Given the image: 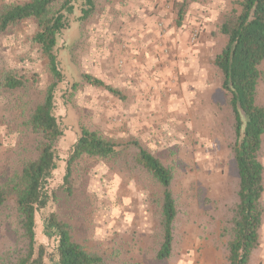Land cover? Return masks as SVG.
<instances>
[{
  "label": "rangeland",
  "instance_id": "rangeland-1",
  "mask_svg": "<svg viewBox=\"0 0 264 264\" xmlns=\"http://www.w3.org/2000/svg\"><path fill=\"white\" fill-rule=\"evenodd\" d=\"M24 1L29 0H0V4ZM122 1L92 0L89 9L86 0H71L72 11H63L66 26L55 46L61 79L54 90V113L62 135L55 143L60 159L49 187L56 189L63 183L65 159L82 127L121 145L136 141L172 171L177 216L171 255L156 258L162 240V189L133 161L131 153L137 149L131 145L125 156L82 158L75 164L70 188L58 190L59 199L36 213V238L52 247L54 241L43 236L42 221L47 212L55 210L69 223L75 240L103 257L101 264H226L225 239L220 235L231 216L238 182L232 150L235 120L214 58L226 44L219 23L240 9L241 0H201L180 15L181 0H164L168 16L167 21L158 19L155 24L153 70L145 90L147 107L136 109L127 96H116L81 77L88 73L116 88L123 80L124 61L116 50ZM173 25L189 27L184 50L197 44L201 49L204 42H210L208 53L196 52L204 65L200 69L209 79L190 81L186 69L192 61L186 60L188 66H181L182 70L167 65L166 30ZM35 30V21L28 19L0 34V69H15L26 77L23 92L0 90V179L19 171L32 156L31 139L19 131L53 80L48 60L32 44ZM178 54L187 58V53ZM256 98L264 107V81L258 84ZM259 156L264 167V135ZM20 242L14 229L0 231V264L8 259V246L15 244L17 249ZM261 244L264 213L260 244L249 264H264ZM45 264H50L47 259Z\"/></svg>",
  "mask_w": 264,
  "mask_h": 264
},
{
  "label": "trees",
  "instance_id": "trees-1",
  "mask_svg": "<svg viewBox=\"0 0 264 264\" xmlns=\"http://www.w3.org/2000/svg\"><path fill=\"white\" fill-rule=\"evenodd\" d=\"M199 1L181 0L179 15L191 3ZM70 2L29 0L0 4V34L21 21H35L32 44L48 60L53 77L43 100L30 109L24 130L19 131L20 135L31 139L29 149L32 156L25 159L19 171L0 179V231L14 229L22 240L17 249L15 244L8 246V259L2 264H45V259L50 264H101L103 257L75 240L69 223L55 210L47 212L42 221L43 236L54 241L52 247L49 249L38 241L36 213L59 199L58 190L70 188L74 166L82 158H119L127 155L126 149L130 145L137 149L131 153L133 161L140 164L162 189V240L156 258L164 260L172 252L177 216L171 192L172 171L136 141L121 145L82 127L65 159L63 183L56 189L49 187L60 159L55 143L62 135L54 113V90L61 79L55 46L58 35L66 26L63 11H72ZM86 4L89 9L93 6L92 0H86ZM239 5L238 11L232 10L219 23V31L226 37V44L214 58V64L222 75V88L230 95L235 120L232 150L238 182L231 216L221 227L220 235L225 239L222 251L226 264H249L260 244L264 213V167L259 158L264 135V107L256 98L258 84L264 81V0H241ZM81 77L91 85L103 86L114 95L119 92L88 73ZM25 85L24 74L15 69H0L1 91L23 92Z\"/></svg>",
  "mask_w": 264,
  "mask_h": 264
},
{
  "label": "crops",
  "instance_id": "crops-1",
  "mask_svg": "<svg viewBox=\"0 0 264 264\" xmlns=\"http://www.w3.org/2000/svg\"><path fill=\"white\" fill-rule=\"evenodd\" d=\"M120 7L117 18L121 20V28L116 38V50L122 53L120 58L124 61L126 73L122 75L123 80L117 85L118 87L113 88L119 91L117 95L115 94L116 96H127L129 98L130 106L133 109L141 105L142 108H146L145 90L147 89V82L150 80L147 77L152 75L154 62L155 49L153 45L155 43L153 34L156 29L155 24L158 19H162L164 22L167 21L165 19H167L166 16L168 15L165 13L164 0H123ZM188 29V25L182 28L179 25L168 27V30H166L167 43L170 49L164 56V60L170 67L178 65L180 70H182L181 66L183 68L188 66L185 62L186 60L192 61L189 63L191 67L186 69L189 71L186 74L190 81L195 83L202 79H209V76L205 75L203 68L200 69L204 65L202 62H198L200 55L197 56L199 53L197 54L196 52L200 49H198L199 45L197 44L192 48L187 47L185 50L182 49L189 33ZM209 43L207 40L201 46L200 50L202 52H200L202 55L208 53L210 49ZM178 53L183 55L187 53V58H179ZM140 74H144V78L140 77ZM259 249H264V244H261ZM261 256L264 258V250Z\"/></svg>",
  "mask_w": 264,
  "mask_h": 264
}]
</instances>
